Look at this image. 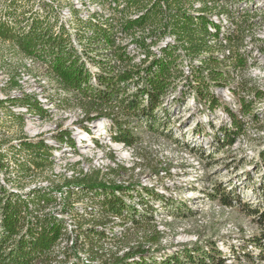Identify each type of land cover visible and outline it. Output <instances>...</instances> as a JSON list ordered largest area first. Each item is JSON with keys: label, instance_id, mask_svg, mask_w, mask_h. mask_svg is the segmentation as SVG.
<instances>
[{"label": "trees", "instance_id": "trees-1", "mask_svg": "<svg viewBox=\"0 0 264 264\" xmlns=\"http://www.w3.org/2000/svg\"><path fill=\"white\" fill-rule=\"evenodd\" d=\"M109 2L113 3L109 4L113 17L114 13H117L115 22L112 18H100L97 21L92 18L85 21L75 16L71 20L75 24L72 27L73 32L70 33L64 24L57 28L56 24L40 15L42 10L35 13L29 0H14L7 6L5 16H0V40L12 46L22 56L37 58L47 66L49 75L56 80L60 89L71 94L69 102L75 100L85 113L81 125L110 119L112 125L108 132L114 141L129 146L136 144L134 139L136 140L137 136L132 135L130 131L132 122L141 123L140 125L151 132L159 131L156 127L163 125L159 117L161 112L167 110V98L173 95L177 84L184 82V85L179 87L178 95L173 98L174 102H180L186 96V101L181 104L192 98L196 105L203 106V111L215 113L223 108L230 118L233 131L225 126L221 128V140L227 147L233 146L235 139L233 136V139H230V136L240 131L239 118L253 112V102L240 98L234 88H227L233 98H238L235 103L238 110L235 112L230 107L226 108L214 92L221 87V90H225V84L221 82L224 73L222 74L217 66L229 64L235 69H242L253 57L250 52L248 55L243 50L237 31L239 26L241 32L244 31L243 25L250 29L247 18H233L229 13H214L208 5L216 3V0ZM197 3L202 7L194 10L193 5ZM132 13L135 15L132 16ZM214 15L225 17L235 29L216 24L212 20ZM166 37L174 38L175 43L164 47L160 56L154 54L151 47ZM74 40L82 46V55L76 50ZM119 40L129 42L122 47L117 43ZM128 47H133L131 52L127 50ZM216 48L223 53L228 50L229 56L219 54ZM133 52L145 55L146 59L141 65L133 64ZM86 60L97 68L95 73H91ZM186 63L188 71H185ZM185 91L189 92L188 95H185ZM254 98L264 100V91L258 90ZM11 101L25 106L29 113L34 105L36 113L40 114L39 117H48L49 113L28 95ZM3 104V101L0 102L1 106ZM66 136L68 142L74 146L71 136L68 133ZM22 150L31 155L30 166L35 169L50 166L52 148L43 142L24 141ZM261 156L264 160V152ZM16 165L19 174L23 177L29 176L31 168L27 163ZM80 176L73 180L65 179L59 186V189L65 188L68 191L64 209L65 213L74 219L76 226L74 246L64 251L65 261H69L77 251H85L93 260L101 259L105 264H204L206 257L211 258L214 264L217 263L215 259L219 258V252L213 243L209 246L210 253L204 252L202 247L194 246L196 255L186 248L162 263L153 258H146L143 255L144 247L157 246L162 239L157 226L149 225L152 222L153 209L145 206L144 214H141L128 208L130 211L126 215L125 202L114 192L108 191V188L105 190V200H96L98 210L95 213L79 216L74 209L72 196L81 200L90 197V192L106 189L105 184L98 183L92 177L84 174ZM74 187H79L78 192H74ZM117 189L123 192L121 187ZM148 196L158 198L157 194L150 191ZM52 197V194L35 195L33 202L35 200V205L40 208L41 201L53 204ZM226 204L232 207V202ZM178 207L182 209L181 206ZM251 213L263 229L264 209L255 208ZM111 215L129 219L135 225L136 232L141 229L143 234L136 236L134 241L126 234L122 239L113 240L115 252L112 250L114 248L106 250L105 240L109 237L105 230L98 228L110 225ZM3 216L4 237L0 239V264H52L57 261L58 255L53 251L68 233L64 221L55 220L51 215H46L44 219L36 218L29 212L26 202L12 198L4 203ZM25 228L27 230L23 232ZM15 237L19 239L15 240ZM125 249L128 252L119 255V252ZM248 257L251 258L250 255Z\"/></svg>", "mask_w": 264, "mask_h": 264}, {"label": "rangeland", "instance_id": "rangeland-1", "mask_svg": "<svg viewBox=\"0 0 264 264\" xmlns=\"http://www.w3.org/2000/svg\"><path fill=\"white\" fill-rule=\"evenodd\" d=\"M12 1L14 0H0V16H5L7 6ZM29 1L35 13L42 10L40 15L56 24L57 28L64 24L68 31H72L75 22L71 20L75 16L85 21L92 18L93 21L100 18H112L116 21L117 13L113 17L109 9V4L113 3L109 0ZM208 6L214 13H229L233 18L244 16L250 23L249 30L246 25L242 26V32L241 26L237 29L243 50L253 56L247 61V66L242 69H235L229 64L217 66L224 73L221 82L225 84V90H221V87L214 93L226 108L230 107L235 112L238 110L235 104L238 98H233L230 93L232 88L240 98L253 102V112L239 118L240 131L230 136V139H235L233 146L227 147L221 140V128L225 126L232 130L230 118L223 108L215 113L203 111V106H196L192 98L181 104L186 101V96L180 102H174L173 98L178 95L183 82L177 84L173 95L167 98V110L161 112L159 117L163 125L156 127L159 131L146 130L137 122L129 124L131 134L137 137L133 147H124L130 154L128 158H122L114 150L106 151V139L87 144L82 142L84 146L77 150V155L64 156L63 160L53 162L51 168L44 166L38 169L41 171L34 173V177L19 182V191L26 190L27 193L13 194L20 198H32L43 193L54 194L64 178L72 180L71 178L81 177L72 175L70 167L92 177L98 183L112 185L108 191L114 194L119 190L113 186L115 184L128 188L147 186L154 188L163 200L159 203L150 200L157 208V229L165 241L164 247L156 251L162 250L163 253L174 250L177 253L179 248L209 247L212 243L216 245L224 242L225 248L240 250L232 264H264V228L251 215L255 208L264 209V160L261 156L264 152V100L254 98L258 90L264 91V0H216V3L212 2ZM220 21L224 26V22H227L226 26L231 30L235 29L225 17L220 18ZM128 42L129 40L117 41L122 47ZM158 45L151 47V51ZM127 50L131 52L130 47ZM218 52L227 56L223 51ZM134 59L137 60L134 63L138 65L142 58L134 53ZM47 73L44 64L31 65L26 57L0 40V102H4L3 106L0 105V136H3L6 147L10 148L13 141L18 142L25 136L32 138L50 126H57V130H54L57 135L43 139L37 136L33 140L50 142L48 145L54 149L67 133L78 144V138L84 137L86 124L76 126L72 123L74 119H82L79 111L81 108L75 100L69 102L71 94L56 91L57 83ZM43 80L47 86L43 84ZM39 85L45 86L44 95L48 98L46 105L54 103L46 122L42 121L45 116L41 118L36 113V106L33 105L30 113L23 114L19 109L25 106L11 101L28 95L40 102L41 98L37 95ZM188 93L185 91V95ZM47 98H42V101L45 102ZM31 120L39 123V131L34 132L26 127V121ZM59 148L65 149L63 145ZM68 153L72 154V151ZM8 174L2 173L6 177ZM48 178L51 179L47 180ZM226 202H232V207ZM127 204H130L129 201ZM79 207H82L81 203ZM48 214L55 220H70L63 216L66 213L60 203L53 205ZM150 223V226L154 225L153 222ZM129 228L128 238L131 236L133 241L136 236L143 234L141 229L136 232L134 226ZM182 236L187 237L186 240H181ZM66 242L65 238L63 244ZM249 246L257 248L254 250L257 251L256 256L250 258L245 255ZM79 256L90 260L87 253H80ZM216 264H222V261Z\"/></svg>", "mask_w": 264, "mask_h": 264}, {"label": "built area", "instance_id": "built-area-1", "mask_svg": "<svg viewBox=\"0 0 264 264\" xmlns=\"http://www.w3.org/2000/svg\"><path fill=\"white\" fill-rule=\"evenodd\" d=\"M201 7L202 6L199 3L193 5L194 10H198ZM215 18L213 17L212 20L216 24L221 25L222 22L220 21V18L224 19V17H220V18L215 17ZM224 24H225V26L222 24L224 27L229 28V26L228 27L226 26V25H228L227 22H224ZM211 30L213 31V29H211ZM69 32L70 33L73 32V29H72V31L69 30ZM73 43H74V46H75L76 50L78 51V53L82 55V53L84 52L82 46L79 45L76 40H74ZM171 43H175V39L171 38V37H166L164 40H162L161 42L158 43L159 44L158 46H156L153 49V53L160 56L161 50ZM130 49L132 50L133 47H131ZM225 53L227 54V56H229L230 52L227 50V51H225ZM138 55H140V54H138ZM140 56L142 59H140L138 61L139 62L138 65H141L142 61L146 59L145 55H140ZM26 60H28L29 63L31 65H34V66L38 65L40 63L43 64L37 58H34V57H29V58L26 57ZM135 61H137V60H134V62ZM86 63H87V67L89 68L91 73H95L97 71V68L95 66H93L89 61L86 60ZM133 64H135V63H133ZM196 64H199V63L196 62ZM44 67L47 70V66L44 65ZM188 70H189V68L186 67L185 71H188ZM47 72H48V70H47ZM47 74H49V73H47ZM52 79L56 82V80L54 78H52ZM43 81H44L43 84L47 86L48 84H46L45 80H43ZM39 88L40 89H39V92L37 95H38V98H41V100H40V102H38L36 99V101L38 102V104L40 106H42V108L44 110H46L48 113H50L53 110V107H54L53 104L54 103L52 102L51 104L49 103V105H46L47 104L46 102H48L47 101L48 98L44 95L45 86L39 85ZM55 89H56V91H58V93L59 92L65 93V94L67 93L64 90L60 89V87L58 86V83H57V85H55ZM25 96H27V95L20 96L18 99L23 98ZM42 98L43 99L47 98V99L44 102V101H42ZM19 108L20 107H18V109ZM57 108H58V106H57ZM19 110L23 111V112H21L23 114L28 113V110L25 107H21ZM79 111L81 113L82 119L81 120L74 119V121H72V123H74L76 126L77 125L82 126L80 123L85 119V113L83 112V110L79 109ZM48 120H49V115L47 118L43 119L42 121L46 122ZM32 121L33 120L26 121V127H28L27 123L32 122ZM32 123H34V122H32ZM35 123H37V125H39L38 122H35ZM85 124L87 126L85 128L87 131H86V133H84V137L78 138L79 144H78L77 140L74 142L72 139V141L74 142V146H72L68 142L67 136H64L63 138L66 139V141L64 142V139H61V142L59 143V145L56 146L54 149L52 148V157L50 158V161H49L50 166H48V168H51L52 167L51 164L53 162H55L56 160H58V161L63 160L64 156H69V155H74V154L77 155V150H79L80 148H82L84 146L82 144V142L87 144L88 142L92 143L93 141H96V140L106 139L107 140L106 146L110 147V148L105 147L106 151L114 150V148L112 147L113 145H119V146H122L123 148L125 147L127 149H129L130 147H133V146L126 145L123 142L114 141L111 138V136L108 132V129L112 125V121L110 119L105 118V119L100 120V121H96L93 123H85ZM95 125H96V127H94ZM92 126H93V128H91ZM102 129H103V131H101ZM54 130L55 131L57 130V126H53V127L50 126L48 129L43 130L42 132H38L32 138L25 136L22 140H19L18 142L13 141L12 145H10V148L6 147L7 145L4 144L5 141H4L3 136H0V202H2V204H0V239H2L4 237L3 205L7 199L12 198L15 201L21 200L22 202H26L29 212H31L36 218L39 217L41 219H44L46 215H49L48 210L53 205L60 203V206L62 204L64 206L66 204V200L68 198V195H67L68 191L65 188L59 189L60 184H63V181L66 178H64L63 181L59 184V186H57L58 189H56V192L54 194L43 193V194H52L53 197H55L54 202L51 205H49V203L47 201H41V207L39 208L38 206L35 205V203H34L35 200L33 202L34 196L32 198H27V196L25 198H20V197H16L13 194V193H27L28 191H26V190L25 191H23V190L19 191V188H20L19 182L28 180V179L34 177V173L41 171V170L35 169L33 166H30V159L32 157L29 153H26L22 150V142H24V141L35 142L33 140V138L37 137V136H39L40 139L52 137L54 134L55 135L58 134V133H55ZM95 131H99V132H95ZM40 139H38V140H40ZM43 143L45 145H47L48 147H50L48 145L50 142L47 143V142L43 141ZM62 145L65 147V149L61 150V148H59V146H62ZM70 151H72V154L68 153ZM17 163H19V164L27 163L30 166L31 172H30L29 176L23 177V175H21L17 172V170H16V168L18 169V165H16ZM69 169H72L71 170L72 175L80 177V175L82 174L81 172H79L78 170H75L74 168L70 167ZM2 173H4V174L9 173V174L6 177V175L3 176ZM54 177H56V176H54ZM50 179L51 178H48L47 180H50ZM71 179L73 180V178H71ZM111 186L112 185H110V184L109 185L105 184L106 189L90 192V197H85L81 200L80 199L77 200V198H76L77 196L73 195L71 199L75 203L74 209L78 213V215L79 216H82V215L87 216V215H91V213H95L98 210V208H97L98 204L96 203V200L104 201L106 198L105 196H107V194L105 193V190H107V188H109V187L111 188ZM113 186H115V188H119L120 185L115 184ZM74 188H75L74 192L75 191L78 192L79 187H74ZM121 188L122 189L125 188V189H123V192L121 190H117L115 195L120 197L121 199H123V201L125 202V204L127 206V210L124 213L126 215H128L130 210L135 209L137 212L144 214V207L145 206L151 207L153 209V214L151 215L152 216L151 220L158 227V223L156 222L157 217L155 216L156 212H157V208L153 204H151L150 200L155 201L157 203H159L160 201L163 202L161 195L158 194L154 190V188H148L147 186L143 187V186L139 185V186H136V187L134 186L131 188L130 187L129 188L128 187H121ZM34 189H38V188H34ZM31 190H30V192H31ZM149 191L157 194L158 198L156 199L152 196L149 197L148 196ZM13 197H15V198H13ZM53 197H52V201H53ZM128 201L130 204H127ZM79 203H81L82 207H79ZM37 207L39 208V210ZM128 208H130V210ZM63 216H67L70 219L69 222H67L63 218L59 219L60 221H64L66 223L68 233H67L66 237H64L63 239L60 240L59 246H57L54 249L53 253L58 255V259H57V261L53 262L52 264H77L80 262L83 264H91V263L105 264V263H103V261L101 259L93 260L92 257L85 251H77L76 255H73V257L69 261H65L64 251L69 249V248H72L74 246V242H75V238H76L74 230H75L76 226H75V221L72 217H70L68 214H63ZM109 218L112 221V223L110 225H107L106 228H102V227L98 228V230H105L106 234L109 237L108 239L105 240L106 243H105L104 247L106 250L107 249L111 250L112 248H114L113 240L122 239L127 234V232L130 231V229H131V228H129L130 226H134L133 229H135V225H133V223L129 219H124L123 217L118 216V215H111ZM123 222H126V224L123 225L122 224ZM26 230H27V228H25L23 232H26ZM65 238H66L67 242L65 244H63V242L65 241ZM18 239H19V237H15V240H18ZM164 243H165L164 238H162L161 243L157 246L147 245L146 247H144L143 255L149 259L153 258L158 263H162V262L168 260L170 257L176 255L177 253H181L186 248L191 249L192 254L196 255V253L194 252V246L186 247L184 250H181L182 248H179V249H177V253H174V250L168 251V252L164 251L163 253H161L162 250L156 251V249H159L160 247H164ZM214 246L216 247L217 251L219 252V255H218L219 258L215 259V261H217V262L222 261V264H232L233 260L236 259L238 257V255L240 254L239 248H237V249L233 248V250L229 249V248H225L224 242H220L218 244L216 243V245L214 244ZM106 247H110V248H106ZM257 247H259V246H257ZM202 248H203L204 252H207V253L211 252L210 247H203L202 246ZM112 250H113V252L116 251L115 248ZM254 250H257V248H255L253 246H249L244 253L246 256H248V255H250L251 257L256 256L257 251L254 252ZM259 250H261V247H259ZM125 252H128V250L125 249V250L120 251L119 255H123ZM80 253H87L90 256V260L82 259L79 256ZM200 256H204V255L200 254ZM137 258H139V257H137ZM204 264H214V261L211 258L206 257V258H204Z\"/></svg>", "mask_w": 264, "mask_h": 264}, {"label": "bare ground", "instance_id": "bare-ground-1", "mask_svg": "<svg viewBox=\"0 0 264 264\" xmlns=\"http://www.w3.org/2000/svg\"><path fill=\"white\" fill-rule=\"evenodd\" d=\"M27 124H28L29 129L33 130L34 132L39 131L38 127H37L38 126L37 123L28 122ZM101 131H103V129ZM96 132H99V131H96ZM113 148H114V151H116L117 154H119V156H122V158H124V159L128 158L130 155L124 148H122L119 145H113ZM186 238L187 237H185V236L180 237L181 240H184V239L186 240Z\"/></svg>", "mask_w": 264, "mask_h": 264}]
</instances>
